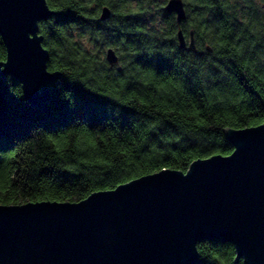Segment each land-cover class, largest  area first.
<instances>
[{
	"label": "trees",
	"instance_id": "16d2710c",
	"mask_svg": "<svg viewBox=\"0 0 264 264\" xmlns=\"http://www.w3.org/2000/svg\"><path fill=\"white\" fill-rule=\"evenodd\" d=\"M45 1L53 15L38 30L60 78L35 109L0 77V206L77 203L163 169L185 172L232 152L226 130L264 122V0H182L179 26L167 0ZM178 29L186 40L192 32L195 52L179 47ZM196 248L199 264H244L230 243Z\"/></svg>",
	"mask_w": 264,
	"mask_h": 264
},
{
	"label": "water",
	"instance_id": "95a60500",
	"mask_svg": "<svg viewBox=\"0 0 264 264\" xmlns=\"http://www.w3.org/2000/svg\"><path fill=\"white\" fill-rule=\"evenodd\" d=\"M179 26L182 0H167ZM53 12L45 0H0V37L6 58L0 77L14 78L33 108L49 100L48 51L38 23ZM110 10H100L101 21ZM180 48L195 52L193 34L177 31ZM110 66L114 50L106 49ZM233 150L163 169L77 203L41 201L0 206V264H199L196 245L227 242L235 261L264 264V122L228 129Z\"/></svg>",
	"mask_w": 264,
	"mask_h": 264
}]
</instances>
